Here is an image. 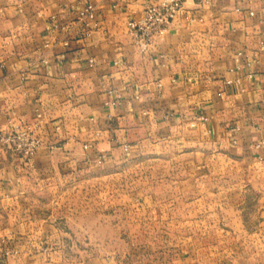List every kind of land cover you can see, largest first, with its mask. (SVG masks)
Wrapping results in <instances>:
<instances>
[{"label":"crops","instance_id":"crops-1","mask_svg":"<svg viewBox=\"0 0 264 264\" xmlns=\"http://www.w3.org/2000/svg\"><path fill=\"white\" fill-rule=\"evenodd\" d=\"M91 1L99 26L86 33L84 0H0V135L32 123L42 142L30 159L0 142V264H129L67 257L69 195L99 154L106 165L146 141L179 142L190 159L177 183L198 191L196 217L229 220L235 240L226 250L184 243L165 264H264V0H185L146 52L127 23L158 0ZM239 52L251 65L230 71ZM175 203L148 201L166 205V218Z\"/></svg>","mask_w":264,"mask_h":264},{"label":"rangeland","instance_id":"rangeland-1","mask_svg":"<svg viewBox=\"0 0 264 264\" xmlns=\"http://www.w3.org/2000/svg\"><path fill=\"white\" fill-rule=\"evenodd\" d=\"M159 142L156 146L146 141L142 154L129 156L119 152L106 165L108 156L102 163L97 158L98 168L85 179L88 187L82 184L71 190L73 218L72 234L67 237L71 246L66 253L68 258L78 262L102 258L110 262L123 259L129 264L135 259L146 264H165L177 258L187 242L197 244L202 240L220 244L223 250L230 248L235 240L227 231L229 220L222 219L221 228L218 221L215 227L212 219L199 220L197 205L192 204L198 191L182 192L177 183L187 175L183 166L190 155L181 156L183 148L177 141ZM182 196L188 199V207L178 200ZM150 197L177 199V203L169 206L171 214L166 218V205L150 206ZM183 207L195 216L189 219V225L181 218ZM205 229L207 234L203 235Z\"/></svg>","mask_w":264,"mask_h":264},{"label":"built area","instance_id":"built-area-1","mask_svg":"<svg viewBox=\"0 0 264 264\" xmlns=\"http://www.w3.org/2000/svg\"><path fill=\"white\" fill-rule=\"evenodd\" d=\"M201 1L208 2V0ZM184 9L185 0H158L155 3L146 5L138 19L129 20L127 23V33L133 44L141 52L148 51L157 37L168 32ZM78 16L84 23L86 33L91 29L98 28L97 6L91 0H84ZM68 44V42L64 43L65 46H68ZM47 46H49V44H47ZM235 61L236 66L230 69V71H241L251 65V55L239 52ZM93 63L94 61L90 60V64L93 65ZM247 76L253 79L254 73H248ZM226 83L232 84L234 81L228 80ZM236 83L241 84L242 82L240 79H237ZM159 86H161V84H159ZM119 102L120 100L117 99L111 104L115 105L119 104ZM131 111H133V109H131ZM144 115H147V112H144ZM38 130L39 126L37 124L15 125L13 129L0 135V142L12 147L16 153L24 158L30 159L36 154L42 144L37 134ZM125 150H128L127 146H125ZM106 158L107 155L100 154L98 156V162L102 163ZM260 159L264 160V157H260ZM10 253H12L11 250L6 252L7 255Z\"/></svg>","mask_w":264,"mask_h":264}]
</instances>
